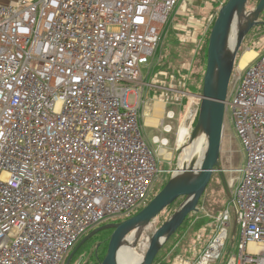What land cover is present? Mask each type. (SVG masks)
Here are the masks:
<instances>
[{
	"label": "built area",
	"instance_id": "obj_1",
	"mask_svg": "<svg viewBox=\"0 0 264 264\" xmlns=\"http://www.w3.org/2000/svg\"><path fill=\"white\" fill-rule=\"evenodd\" d=\"M182 1L0 5V264H65L93 230L145 207L172 173L129 98ZM227 114L247 161L200 264L221 257L232 213L239 255L228 264H264V56L235 81Z\"/></svg>",
	"mask_w": 264,
	"mask_h": 264
},
{
	"label": "water",
	"instance_id": "obj_2",
	"mask_svg": "<svg viewBox=\"0 0 264 264\" xmlns=\"http://www.w3.org/2000/svg\"><path fill=\"white\" fill-rule=\"evenodd\" d=\"M250 0H228L224 4L211 28L207 63L203 76V93L200 95L201 105L196 127L190 143L200 134L206 135L207 149L199 167L191 166L188 176H176L180 172V157L173 175L164 189L136 215L118 223L101 226L89 233L72 251L65 264H70L79 249L98 233L112 230L107 244V254L100 264H121L120 249L125 240L138 230L145 231L155 224L157 218L178 199H183L178 211L158 226L151 234L149 246L143 264H153L167 241L183 225L186 218L199 212L198 206L206 192L212 177L219 173L227 188L224 169L221 166V151L225 129L226 103L229 87L232 82L236 61L246 36L254 27L264 25L260 17L264 12V0H260L256 8L247 11ZM236 18H239V34L233 54L228 50V41ZM230 195V194H229ZM231 197V195H230ZM234 236L237 232L235 217ZM140 240V238H139ZM139 240L135 243L137 248Z\"/></svg>",
	"mask_w": 264,
	"mask_h": 264
},
{
	"label": "rangeland",
	"instance_id": "obj_3",
	"mask_svg": "<svg viewBox=\"0 0 264 264\" xmlns=\"http://www.w3.org/2000/svg\"><path fill=\"white\" fill-rule=\"evenodd\" d=\"M206 1H209V3H210L213 0H206ZM227 1L228 0H222L221 4H223ZM183 2H184V0H183ZM185 4L187 5V2ZM184 6H185L184 4L180 3L178 5V7L175 9L174 13L176 11H179V9H181V11H182L181 13H184L185 17L183 15H182V17L184 19H186V24H189V26L188 25L186 26L185 30H188L189 28H191V30H193V28L199 27L200 23L201 24L203 23L201 16L198 17L197 13L193 11L192 7H190L188 5L186 7H184ZM255 8H256V3H250L247 7V11L248 12L252 11ZM220 9H219V11H220ZM213 10H216L214 6H213ZM205 16H208V14H205ZM182 23H184V22L182 21ZM206 27H207V25H206ZM188 32H190V30ZM253 45H254L257 53L259 54V57H263L264 56V34L261 35L260 37H257L253 41ZM168 49H169V46L165 45L164 50H162V51L168 52ZM242 50L243 51H242L240 57H238V60L236 63V68H235L234 75L232 78V82H231L230 87H229V93L230 94L233 91V88L235 86V81L237 80V78H240L241 76H243V69L242 68L246 67V65L257 56V54L254 52V49L250 48V46H247V44H244V46L242 47ZM252 52H254L256 54V56L254 58L250 59L249 61H247V64L243 67V61H245L246 56H248ZM159 58H160V50H159V52H157L155 54L153 61L157 62ZM148 68H149V66H147V67L144 66V68H143V75L144 76L148 75ZM185 68L188 70L189 64L183 65L184 70H186ZM188 76H189V74L188 75L184 74L181 71L180 72V78L177 79V82H175V86L183 88L185 80ZM181 97H182V100H183V97L189 98L188 100L190 102H188L189 105H187V108H186V111L189 114L187 116V121H186L185 127L181 129L180 135L178 136L181 138V143H180V147H179L178 151H176L175 158L172 159L171 165H173V167H172L173 171L177 167L178 157L180 156V158H181L184 148L190 144V139H191V136L193 133V130L191 131V126L193 125L194 118H195V115L197 113L199 104L201 105V103H199V100H197V99L195 100V98L192 97V95L187 94V95L181 96ZM182 100L179 102L182 103ZM181 112L185 113V110H183L182 106H181ZM143 135H144L145 140L147 139L146 137H148L150 142H152V139H151L152 134L147 133L145 129H143ZM175 135H177V133L174 134V137H175ZM147 140H146V142H147ZM202 143L205 146V142L202 141ZM157 147L158 146L155 145L156 149H158ZM168 149H170V147ZM159 160L161 161L159 166L162 170L165 167L170 168L168 166V162H164L162 160V157H159ZM246 161H247V156H246L245 150L243 149V147L241 145V142L237 136L236 129H235V127L231 121L229 114H227L226 119H225V129H224V137H223L222 151H221V166L225 171L224 172V178L226 181L227 188L225 187L223 181L221 182L222 178L220 180V175L218 173L215 174L214 179H213V183H212L213 185H211L210 190H213V191L219 190V194L217 191L216 194L212 196L213 198H211L208 201V204H206L207 208L212 207V206H216L222 214L225 210L228 209L229 204H230V200H231L230 195L232 194L234 188L236 187L238 180H239V177H240L239 174L236 173L235 171L238 169L244 168L246 165ZM173 171L171 173V176L170 175H162L161 176L160 181L154 187L152 199H154L164 189L166 184L169 182V179L172 177ZM222 183H223V185H222ZM224 187H225V191H226L225 194H224ZM209 194L212 195L211 193H209ZM204 213H205V211H203L201 214H204ZM201 214L198 212L192 213V217L193 216L194 217H200V216H202ZM206 215H207V213H206ZM209 216L210 215L208 214V217ZM232 219L233 220L235 219V215H233V213H232ZM207 220L209 221V219H207ZM118 222L119 221L112 220V221H110V222H108L102 226L112 224V223H118ZM163 222H165V216L161 215L157 218L154 225L149 226L148 227L149 229L146 228L145 231L143 232V235L140 237L138 247L135 249V252L133 249L134 256H135V259H133V261H135L136 264H137V262H140L144 258V255L147 252V248L149 246L151 234ZM232 224H234L233 221L230 223V228L228 229L229 230V239L226 243L225 248L222 251L221 258L218 261L216 260L215 264H228V262H230L233 258H237L239 255V233H236V235L234 236ZM218 233L219 232H218V224H217V228L208 226V229H206L205 232L202 233V236L200 234H198V238H199V236L202 237L201 242H203L202 244L206 246V250L208 248V245L211 243V241H213L217 237ZM111 234H112V230H104V231L98 233L96 236H94L93 239L89 240L86 244H84L79 249V251L76 253V255L74 256V258L72 259L70 264H97L96 260H97L98 256L105 254V251L107 254V244H108V240H109ZM186 238H188V239H184V241L182 243V248H187L189 244L193 243L194 239L191 237V235H189V237H186ZM105 248H106V250H105ZM131 254H133V253L131 252Z\"/></svg>",
	"mask_w": 264,
	"mask_h": 264
},
{
	"label": "crops",
	"instance_id": "obj_4",
	"mask_svg": "<svg viewBox=\"0 0 264 264\" xmlns=\"http://www.w3.org/2000/svg\"><path fill=\"white\" fill-rule=\"evenodd\" d=\"M19 1L20 0H0V5H15ZM186 2L187 5L192 7L193 11L197 13L198 17L201 16L203 23H200V26L193 28V30H191V28L185 30L186 26H189V24H186V19L182 17V15L184 16V13H181L182 11L181 9H179V11H176L172 15V18L166 27L164 39L167 34L168 28L170 27L175 31V36L178 42L183 45H188L187 47H189V50L184 55H182L183 58L177 60L178 63L181 62L183 65L189 64L188 70L186 68V70H184L183 66L181 70L182 73L188 75V73L191 72L193 56H195V52L198 51L197 49L201 42H204L206 32L211 25L209 19L211 17L215 18L216 11L213 10V6L211 5V3L206 0H184V2L182 1L181 4H184V7H186ZM205 14H208V16H205ZM182 21L184 23H182ZM189 30L190 32H188ZM162 47L163 45L159 49L160 58L157 62L153 61L154 58L151 59L149 65H147L149 66L148 75H143L142 83L138 88L132 91L129 100L131 105L142 106V109L140 111L139 123L142 130L145 129L147 133L152 134V142H150L149 138L146 137L148 139H146L147 143L154 149H156L155 145H157L158 149L156 150L158 151L159 157H162V160L164 162H168V166L170 168L165 167L163 170L173 171V165H171L172 159L175 158L176 151H178L181 143V138L178 136L180 135L181 129L185 127L187 116L189 113L186 114L181 112L182 103L179 102L182 100L181 96H176L173 92L166 90L167 88L177 87L175 86V82H177V79L180 78V72L177 76L168 75L166 74L167 68H161V66L163 65L162 50H164V48ZM254 52L257 54V56L248 64L246 63L247 65L252 63L259 56L257 51ZM205 67L206 64L203 69V74L205 71ZM242 69L244 73L245 67ZM187 78L185 80L184 87L187 82ZM184 87L182 89H184ZM177 88L180 89V87ZM199 96L200 95H192L195 100H199ZM176 133L177 135H175L174 137V134ZM169 147L170 149H168ZM159 162L161 161L159 160ZM217 218H215V220L211 222H208L206 226L201 229L199 234L202 236V233H204L205 230L208 229V226L217 228ZM232 221L234 223L232 224V229L234 232L235 219ZM201 236H199L197 240L193 241L192 244H189L187 248H182V243L184 240L182 241V243L180 242V246L178 247L179 254L174 258L173 264H200V258L206 250V246L202 244L203 242H201ZM215 261L216 260L211 261L210 264H215Z\"/></svg>",
	"mask_w": 264,
	"mask_h": 264
},
{
	"label": "trees",
	"instance_id": "obj_5",
	"mask_svg": "<svg viewBox=\"0 0 264 264\" xmlns=\"http://www.w3.org/2000/svg\"><path fill=\"white\" fill-rule=\"evenodd\" d=\"M221 1L222 0H213L210 2L211 5L214 6L216 9V10H214V11H216V16H215L214 20L212 21L209 29L206 32L204 42L203 43L201 42V44L199 45V47L197 49L198 51L195 52L196 54H195V56H193V63H192L191 72L188 73L189 76L187 78V82H186L185 87L183 89L188 94L202 95V93H203V76H204L203 69H204L205 64L207 63V52H208V43H209L210 31H211V28L214 24V21L218 15V13H219V9L224 4H226V2L221 4ZM259 1L260 0H250L249 4L250 3H256V6H257ZM260 21L264 22V12L262 13V15L260 17ZM175 34H176L175 31L169 27L167 34L165 36L164 42L162 43V45H163L162 48H164L165 45L166 46L168 45L169 49H168V52H163V55H162L163 56L162 57L163 58V65L161 66V68H167L166 74L177 76L179 74V72H181L182 66H183V64L181 62L178 63L177 60L178 59L180 60L181 58H183L182 55H184L189 50L188 49L189 47H187L188 45L180 44L178 42V40L176 39ZM263 34H264V25L254 27L253 29L250 30V32L246 36V39H245L242 47L244 46V44H247V46H250V48H252V49H254V51H256V49L253 45V41L257 37H260ZM242 47H241V50L238 54V57H240V55L243 51ZM238 57H237V60H238ZM236 63H237V61H236ZM188 99H189L188 97H183V100H182V107H183V110H185L186 114H188L186 111V108H187V105H189L188 102H190ZM199 103H201L200 99H199ZM199 111H200V104H199L197 113L195 115L193 125L191 126V131L194 130V128L197 125L198 117H199ZM215 174H217V173H215ZM168 175L171 176V173ZM214 175H213L212 180H211V182H210L206 192L204 193V195L200 201V204L198 206V209H199L198 213L201 214L203 211H205V213L201 214L202 216H200V217H194V216L192 217V214H190L186 218V220L184 221L183 225L167 241V243L161 249L160 253L158 254V256L155 259L153 264H173L174 258L179 254L178 247L180 246V242L182 243V241L184 239H188L186 237H189V235H191V237L194 239L193 241L197 240L198 234L201 231V229H203L208 222L215 220V218L219 217L222 214L216 206H212V207H208V208L206 207V204H208V201L211 198H213L212 196L215 195L217 191L219 194V190H216V191L210 190L211 185H213L212 183H213ZM220 180H221V176H220ZM221 182H222V180H221ZM222 185H223V183H222ZM225 192L226 191H225V187H224V194H225ZM209 193H211L212 195H210ZM182 202H183V199H178L176 202H174L172 205H170L169 207L166 208V210L161 214L162 216H165V221L168 220L170 217H172L178 211ZM206 213H207V215H206ZM136 214H134V215H136ZM208 214L210 215L209 217H208ZM207 219H209V221ZM123 220H125V219H117L114 221L121 222ZM105 250H106V248H105ZM105 256H106V251H105V254L98 256V258L96 260L97 264H100L104 260Z\"/></svg>",
	"mask_w": 264,
	"mask_h": 264
},
{
	"label": "bare ground",
	"instance_id": "obj_6",
	"mask_svg": "<svg viewBox=\"0 0 264 264\" xmlns=\"http://www.w3.org/2000/svg\"><path fill=\"white\" fill-rule=\"evenodd\" d=\"M239 18H236L235 24L233 25L231 35L228 41V50L230 54H233L236 43H237V38L239 34ZM256 54L254 52L250 53L248 56H246V60L243 61V67L246 65L247 61L250 59L254 58ZM202 141L205 142V146L202 143ZM207 142H206V135L204 133L200 134L192 143H190L187 147L184 148L183 154L180 158V172L176 173V176L182 177V176H188L190 173L188 172H183L185 169L188 170L191 166H196L199 167L204 154L207 149ZM149 229V228H148ZM147 233V232H146ZM143 235L142 230H138L134 234H132L130 237H128L125 242L123 243L121 249H120V261L121 264H136L133 259H135L134 252L135 249V243L138 242L139 238ZM145 235V234H144ZM138 247V246H137ZM134 249V252H133ZM131 252L133 254H131ZM146 254V253H145ZM145 257V255H144ZM144 258L140 261L137 262V264H143Z\"/></svg>",
	"mask_w": 264,
	"mask_h": 264
}]
</instances>
